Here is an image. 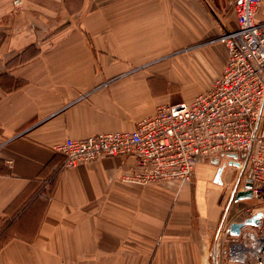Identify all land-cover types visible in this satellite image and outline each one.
I'll list each match as a JSON object with an SVG mask.
<instances>
[{"label":"crops","instance_id":"1","mask_svg":"<svg viewBox=\"0 0 264 264\" xmlns=\"http://www.w3.org/2000/svg\"><path fill=\"white\" fill-rule=\"evenodd\" d=\"M236 27L229 0H0V264H213L222 225L254 204L225 215L226 159L141 186L125 180L133 156L64 169L54 148L191 103L222 74ZM193 78L176 98L171 85Z\"/></svg>","mask_w":264,"mask_h":264},{"label":"built area","instance_id":"2","mask_svg":"<svg viewBox=\"0 0 264 264\" xmlns=\"http://www.w3.org/2000/svg\"><path fill=\"white\" fill-rule=\"evenodd\" d=\"M261 5L262 0H232L237 27L221 36L228 61L211 88L191 103L162 104L132 130L68 138L54 148L64 159V169L133 156L136 169L125 180L141 186L188 183L199 165L236 154L233 197L251 183L249 200L254 204L242 207L240 220L227 219L222 225L213 264H264V24L257 22ZM259 213L258 225L247 223ZM234 223L243 224L239 234H231Z\"/></svg>","mask_w":264,"mask_h":264},{"label":"water","instance_id":"3","mask_svg":"<svg viewBox=\"0 0 264 264\" xmlns=\"http://www.w3.org/2000/svg\"><path fill=\"white\" fill-rule=\"evenodd\" d=\"M223 158H228L230 160H233L230 162V165L234 166L237 165V163H235V159L237 158L236 154H223L222 155ZM217 180H219V175H217ZM246 191H239L236 194L235 200L236 201H242V200H249L252 199V184L251 183H247L246 184ZM261 213L257 214L253 219H250L247 221L248 224H253V225H258L260 218H261ZM243 226L242 223H234L231 226V234H239L241 227Z\"/></svg>","mask_w":264,"mask_h":264},{"label":"rangeland","instance_id":"4","mask_svg":"<svg viewBox=\"0 0 264 264\" xmlns=\"http://www.w3.org/2000/svg\"><path fill=\"white\" fill-rule=\"evenodd\" d=\"M218 1V0H217ZM222 1H228V0H222ZM229 2L231 3V5H232V0H229ZM213 9H211V11L213 12V14H217L219 11L218 10H220L221 8H220V6H218L217 5V7H215V6H213L212 7ZM261 10H262V5H261ZM261 10H260V12H259V14L261 13ZM192 82H194V78L192 79V80H190L189 81V83H191V86L189 87V88H187L186 87V85H180L179 83H173L172 85H171V89H172V91H173V93H174V95H175V97L177 98V97H182V96H185V95H188L191 91H193L192 90ZM186 89V90H185ZM234 205H235V201H234V197H233V195L232 196H230V198L228 199V201L225 203V208H224V210H225V212H226V216H227V218H229L230 216L227 214L228 213V211L230 212L231 210H233V208H234ZM238 208V209H237ZM236 208V210H238V211H235V209H234V216L235 215H237V213H239L241 210H242V207H237ZM225 216V217H226ZM232 218V217H231ZM230 219V218H229Z\"/></svg>","mask_w":264,"mask_h":264}]
</instances>
